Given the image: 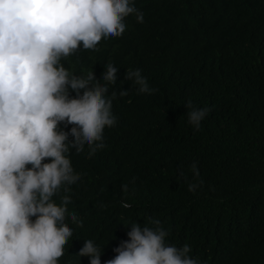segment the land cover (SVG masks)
Returning <instances> with one entry per match:
<instances>
[{
  "label": "trees",
  "instance_id": "trees-1",
  "mask_svg": "<svg viewBox=\"0 0 264 264\" xmlns=\"http://www.w3.org/2000/svg\"><path fill=\"white\" fill-rule=\"evenodd\" d=\"M130 3L142 23L130 14L121 36L102 38L98 51L81 44L61 60L74 75L93 71L102 85L104 66L118 71L105 147L91 157L88 145L66 153L80 179L53 196L57 205L70 198L65 223L73 230L58 264H90L78 255L85 240L102 249L105 264L131 224L149 218L168 232L167 244H187L199 264H264V0ZM136 69L152 94L125 79ZM189 101L211 109L198 131L188 122ZM190 183L199 186L189 191Z\"/></svg>",
  "mask_w": 264,
  "mask_h": 264
},
{
  "label": "clouds",
  "instance_id": "clouds-1",
  "mask_svg": "<svg viewBox=\"0 0 264 264\" xmlns=\"http://www.w3.org/2000/svg\"><path fill=\"white\" fill-rule=\"evenodd\" d=\"M133 13L142 23L143 13L130 0H0V264H58L63 256L73 235L65 223L70 198L64 196L57 205L53 196L62 185L80 179L66 156L69 147L79 153L88 145L89 157L105 147L104 129L116 123L111 109L117 91L110 97L108 92L117 82L118 68L104 66L102 85L93 71L74 75L61 60L81 44L98 51L102 38L121 36L125 18ZM125 79L138 86V93L154 91L140 69L127 70ZM185 107L188 122L198 131L211 109L196 108L191 101ZM62 122L73 125L70 132L59 129ZM190 167L198 178L197 165ZM198 186L190 183L189 191ZM167 236L158 219L149 218L143 227L133 222L128 239L105 264H199L189 256L187 244L169 245ZM101 253L85 240L78 255L101 264Z\"/></svg>",
  "mask_w": 264,
  "mask_h": 264
}]
</instances>
